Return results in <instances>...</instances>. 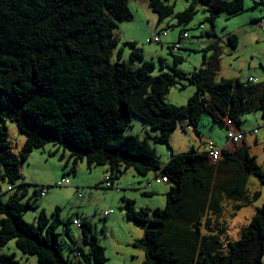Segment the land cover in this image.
Segmentation results:
<instances>
[{"label": "trees", "instance_id": "1", "mask_svg": "<svg viewBox=\"0 0 264 264\" xmlns=\"http://www.w3.org/2000/svg\"><path fill=\"white\" fill-rule=\"evenodd\" d=\"M131 1L0 0V180L11 185L7 193L13 192L6 201L0 194V247L15 240L21 252L37 256L40 264H77L61 252L59 208L53 219L44 210L34 223L24 219L26 210L38 206L36 193L24 202L28 185L21 182V164L33 151L52 143L64 150L62 160L69 153L66 175L75 176L78 163L86 160L89 168L107 167L103 184L109 180L108 189H115L120 175L129 169L142 177L153 173L150 189L153 184L170 185L164 209L136 210L133 201L125 200L126 217L147 225L144 238L134 244L145 253L143 264H264V203L237 240L231 238L224 220L227 204H232L230 215L235 217L253 203L251 176L264 188V169L248 147L233 153L224 148L218 162H211L207 151H172L170 160L162 165L147 139L126 134L134 116L159 131L153 141L170 150L171 134L182 119L197 134L203 115L227 133L228 120L243 132L244 115L264 112V74L246 82L238 78L216 82L218 41L206 49L218 55L206 56L200 69L184 72L178 68L184 58L175 54L192 42L186 29L169 46L174 55L169 72L153 75L156 65L145 60L134 42L125 44L132 51L129 61L123 59V48L115 53L122 40L115 29L117 22L133 19ZM148 1L160 22L174 17L177 26H188L198 6H204L211 30L204 29L202 37L211 40L218 38L215 27L221 14L234 17L246 11L245 0H187L188 6L178 13L169 4L171 0ZM254 8L264 9V0L255 2ZM156 37L159 42L152 38L148 43H161L160 36ZM228 39L237 49V36ZM164 68L160 66V70ZM186 84L196 88L186 106L165 101L172 87L185 88ZM7 121L14 122L26 137L18 152L9 139ZM158 176L167 178V183H157ZM78 219L84 240L89 242V235L93 239L90 252L77 248L82 264L105 263V249L98 244L90 220ZM65 234L69 235L67 227ZM0 264L24 263L14 254H1Z\"/></svg>", "mask_w": 264, "mask_h": 264}, {"label": "rangeland", "instance_id": "2", "mask_svg": "<svg viewBox=\"0 0 264 264\" xmlns=\"http://www.w3.org/2000/svg\"><path fill=\"white\" fill-rule=\"evenodd\" d=\"M260 0H245L246 11L230 17L221 14L216 22L215 30L219 43V57H222L220 71L216 76V82L222 79L239 78L246 82L250 77L263 76L264 74V9L254 8L255 2ZM170 5H175V12H182L187 6V0H171ZM129 7L133 13L131 21L117 22L115 33H121L120 40L115 48L118 53L123 48L122 57L125 60L130 59L132 49L125 44L127 42L136 43L144 55L146 61L153 62L156 70L152 72L157 75L163 71L169 72L174 66V55L170 54L169 46L171 43L179 41L181 31L186 29L192 37L191 43L182 45L176 56L184 58L178 68L186 73H191L202 67L204 57L208 59L218 55L216 52L206 51L210 45L208 37H202L203 30H211V25L205 22L207 16L206 8L198 6V13L194 20L188 26H177V20L174 17L166 18L160 22L158 15L153 12L151 7L143 0H132ZM255 18L256 21L250 20ZM254 19V20H255ZM248 25L243 27V23ZM260 22L263 24L261 25ZM203 27V29H202ZM238 38V48L233 49L230 40L226 37L233 32ZM160 36L161 43H148L149 39ZM232 54V55H231ZM139 66L141 62L134 63ZM165 68L160 70V66ZM251 65V67H250ZM196 93V88L186 84L185 88L174 86L165 97V101L172 105L181 107L186 106L189 99ZM264 112L256 111L246 114L242 117L241 129L247 132V147L252 155L257 157L258 163L264 169ZM186 123V124H185ZM186 127H185V125ZM9 139L13 142L15 152H18L26 137L11 121L6 122ZM187 126L191 130L187 129ZM255 130L257 131L255 133ZM200 136L209 138L212 136L226 135L227 130L214 125L209 116L203 115L199 121ZM254 132V133H253ZM127 135L139 136L141 139H147L149 144L155 149L158 159L162 165L166 164L172 151L174 154L187 152L192 146L198 149L199 138L195 129L189 122L182 119L176 130L171 134L170 148L166 144H158L153 141V137L160 132L154 130L149 124L140 118L134 116L130 127L126 131ZM218 134V135H217ZM225 138V137H224ZM226 140L224 139V142ZM60 149V150H59ZM52 143L45 146L44 149L35 150L28 160L22 162L21 169L28 174L41 172L38 176L39 183H27L28 198L36 193V205L38 209H29L24 212V219L28 223L36 222L41 210H44L50 219L59 208L62 225L58 229L61 244L62 255L66 259H71L77 264H82L83 260L78 256L77 248H82L85 252H90L93 239L89 235V242L84 240L82 229H79L73 220L78 218L88 219L93 226V234L98 239V244L105 249L107 261L103 264H143L145 253L141 248L135 247V242L142 240L145 235L146 226H140L129 220L123 209L127 206L125 200L134 202L136 210L140 209H164L167 205L166 194L170 185L153 184L152 188L147 190L148 181L154 182V174L148 177H142L134 169H129L120 175L116 181L115 189H108L103 184L107 173L106 166L88 167L87 161L78 163L76 175H66L64 169L66 159L69 153L62 160L61 156L64 150ZM53 154V156L51 155ZM63 178L71 181L69 186L57 187L56 184ZM0 194L6 201L10 194L7 188L11 186L8 182L0 180ZM49 187L45 195H41L39 189ZM4 190V191H3ZM156 190V191H155ZM145 191H149L144 193ZM249 191L251 202L240 211L237 216L231 217L232 204H227V211L224 220L229 226L228 230L233 240L240 237L242 228L247 225L256 215L257 208L262 207L264 203V188L257 177L251 176L249 181ZM260 194V195H259ZM258 195L256 201L254 197ZM112 213L105 216L106 212ZM70 221L69 224L66 222ZM66 227L69 228V235L65 234ZM1 254H14L16 259L24 264H40L35 255L21 252L15 240H12L5 246L0 247ZM264 263V257H263Z\"/></svg>", "mask_w": 264, "mask_h": 264}, {"label": "built area", "instance_id": "3", "mask_svg": "<svg viewBox=\"0 0 264 264\" xmlns=\"http://www.w3.org/2000/svg\"><path fill=\"white\" fill-rule=\"evenodd\" d=\"M261 25H263L260 22ZM188 35L185 34V37H187ZM152 41L154 42H159V38L158 37H154L152 39ZM253 79H250V81H252ZM228 126H230V130L227 133V140L229 144L232 145H237L239 143H241L244 140V133L237 131L235 128H233V123L231 120L227 121ZM257 131L255 130V133ZM222 149L221 147H217L214 143L210 142L208 143L207 146V152H208V156H209V160L211 162H218L222 159ZM155 180L157 183H167V178L165 177H155ZM71 184V181L67 178H63L61 181H59L56 186L57 187H64V186H69ZM106 187H111V183L109 180H107V183L105 184ZM151 187L150 183L146 184V189L149 190ZM49 190V187H44L40 194L41 195H45V193ZM112 213V211L110 212H106L105 216H109ZM81 223L82 221L80 219L74 220V225H76L79 229H81Z\"/></svg>", "mask_w": 264, "mask_h": 264}, {"label": "crops", "instance_id": "4", "mask_svg": "<svg viewBox=\"0 0 264 264\" xmlns=\"http://www.w3.org/2000/svg\"><path fill=\"white\" fill-rule=\"evenodd\" d=\"M144 2H147V4L149 5V1L148 0H143ZM255 18H250V20H251V22L252 21H256V19L254 20ZM243 27L244 26H246V25H248V23H247V20H246V22H244L243 24ZM216 31V30H215ZM234 33H236L235 32V30H234V32L232 33V34H234ZM116 35H118L120 38H122V36H121V33L119 34V33H115ZM232 34H229V35H227L226 37L227 38H229L230 37V35H232ZM215 35H218L217 34V32H215ZM236 35V34H235ZM216 41H218V42H220V38H217V39H210V44H212V43H214V42H216ZM232 55V54H231ZM221 60H222V57H220V65H221ZM250 67H251V65H250ZM260 77V76H259ZM230 79H233V78H230ZM239 79V78H238ZM186 124V123H185ZM184 124V125H185ZM185 127H186V125H185ZM187 129H189V130H191V127L189 128L188 126H187ZM242 130V129H241ZM199 131V130H198ZM244 132V131H243ZM245 133V135H244V140L241 142V143H239V144H237V145H232V144H229L228 143V140H227V134L226 135H219V138L217 139V137L216 136H212V141H210L209 140V138H206V137H201L199 134H200V131H199V134H197L198 135V138H199V146H198V149L197 148H195V146H192L191 148H194L195 150H197L198 152H205V151H207V144L209 143V142H213L217 147H221V148H225L226 150H228L230 153H233V152H235L236 151V149H241V148H243V147H247V132H244ZM254 133V132H253ZM218 135V134H217ZM225 137V138H224ZM224 139L226 140L225 142H224ZM190 148V149H191ZM179 153H183V152H179ZM35 173V175L34 174H29L30 175V179L28 178V174H25V172L22 170V180H21V182H23V183H25V184H27V183H39L38 182V176L41 174V172H34ZM0 188H1V185H0ZM7 190H8V188H7ZM4 191V190H3ZM156 191V190H155ZM251 197V196H250Z\"/></svg>", "mask_w": 264, "mask_h": 264}]
</instances>
